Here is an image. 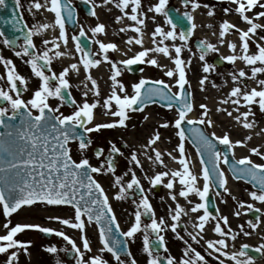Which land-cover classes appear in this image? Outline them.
Masks as SVG:
<instances>
[{
	"label": "snow or ice",
	"instance_id": "6c2138e0",
	"mask_svg": "<svg viewBox=\"0 0 264 264\" xmlns=\"http://www.w3.org/2000/svg\"><path fill=\"white\" fill-rule=\"evenodd\" d=\"M85 3H92V0H84ZM104 4L115 3V6L121 11L123 16H117L116 21L120 22L124 16H127L134 23L128 25L125 28H121L120 31H127L129 28L136 33L140 34L138 37H130L127 40L128 44L135 43L140 45L142 50L134 55L113 62L110 60L107 53L109 50L117 51L118 46L115 43H104L98 39L94 42L99 45V55L103 57V61L108 62L111 66L110 79L112 81L111 95L108 96L104 102L103 107L108 110L105 114H111L118 117V120L111 123L95 124L92 127H88L94 119L93 110L100 103L99 100L89 103L87 100L88 92H84L85 99L81 104H77L75 99L71 96V92L68 91L71 88V84L67 79L69 71H79L76 63L70 64L69 67L64 68L59 74L52 72L51 62L54 58L64 55L60 51H56L53 55H50L52 49L47 45L50 43L48 40H44L43 44L45 48L43 51H37L36 45L33 42V36L40 34L43 30L49 27L58 26L59 36L51 41L53 48L59 49V44L56 40L63 41L67 44L68 37L65 31V22L67 20L74 19L75 9L72 6V0H45L44 4H41L39 0H33V5L37 10L45 8L54 14L53 24H37L29 27L23 19V16L18 13V9L21 7L20 0H14L15 9L11 20L5 19V23H11L15 31L23 33L27 29L26 35L23 36V44L19 45L20 50L15 52L18 57H30L25 61L30 65L33 75L40 80L38 88L32 93V96L27 101L21 97V88L27 90V81L24 76L20 75L15 68L12 60L4 59L0 56V62H3L6 69L7 81L9 84V90L0 88V100L5 101L8 106H0V206H2V214L8 218L13 213H16L22 206H31L36 203L46 205H71L74 208V222L69 219H61L60 217H52V219L59 220L64 225H68L72 228L79 229L83 234L86 221L95 223L99 226V239L103 247L99 250L104 252L105 250L110 252L113 257L119 262V264H125L124 260H121L120 246H123V251L127 252L129 256L131 253L127 251V241H122L116 237L113 232V226H115V232L119 233L120 237L132 238L138 232L143 230V251L147 253V264H208L205 257L200 252L196 251L191 245H188L184 252V257L179 261L176 258L168 255L161 257L159 249H163L167 252L165 245V238L161 233L166 228L176 233L178 222L181 215H187L183 207L177 203L175 208H169V214L171 216L172 224L167 225L164 218L161 217L159 221L155 217V212L152 209V205L149 202L147 195H144V188L141 186L140 180L136 177L135 173H132L131 180L125 185L121 184L122 178L116 176L115 184L121 185L120 191L117 194V199H123L127 190H131L134 187L140 194L139 203L136 205L137 211L135 212V220L127 231H120L119 224L116 221V217L112 212V208L109 205L108 196L101 184L97 182L92 173H100L104 170V163H101L100 167H93L88 158L83 153L89 148L92 141L85 134L93 131H98L101 128H113L116 126H126L125 121L128 119V111H139L147 103L155 102L154 98L158 97L160 100L168 101L166 107L169 109H176L177 116L174 120L173 126L177 129L176 135L179 137V143L174 149L178 151L177 156H173L172 153L167 155L174 161H177L180 165L178 169H168L166 171L156 172L152 177L145 178L149 180L152 187L163 185L169 189L170 198L175 201L176 194L174 187L176 182L181 185L179 196L184 197L186 200L190 193H194L199 197L200 202L196 203L190 211L197 212L203 210V214L198 217L199 223L194 227L203 231L205 223L210 219L215 221L213 231L217 233L220 239L207 240V248L212 253H219V255L228 257L235 264H254V257L249 255L246 251L250 246L243 244L238 252L229 254L225 249L227 248V238L231 235V239H236V234L232 233L231 228H222L221 221L224 226L228 225L227 217H219L213 215L209 211V191L210 187H216L223 189L224 192H228L226 187L227 179L225 173L220 168V164H228L232 171L234 178L236 179H250L253 182V187L257 188V191H252L249 195L257 201L264 202V163H254L249 156H244L239 160L235 159L233 149L236 146H244V140H230L228 133L223 136H217L215 132L206 133L200 127H191L187 131L192 134L193 142L196 145L197 154L201 157V172L200 175L203 179V186H197L198 177L190 168V160L185 155V140L186 130L182 127L184 122L189 125H207L212 126V120L208 118L207 106L201 104L199 107L203 110L198 119H188L189 113L193 111V103L190 99L191 93L185 94V85L188 84L186 79V62L181 58V53L185 47H187L188 38L192 35L193 30L196 28V24L193 22L194 17L189 12H184L180 18H174L170 15V11L167 8L169 0H158L157 3L149 6L148 12L161 14L165 17V23L170 28L165 29L159 24L156 25L152 32V43L155 45L153 48H143V33L142 26L145 24L146 14L142 10L141 0H103ZM185 7L191 5L192 9L200 7L198 0H182ZM231 3L235 4L234 9L225 8L224 12L227 14L230 11H235L240 19L245 22L249 27L241 29L237 25L232 24L228 20H224L220 24L219 37L220 43H224L223 37L229 30H235L239 34V40L241 41L240 48L241 53L237 55L236 44L228 42V48L232 50L233 54L228 56H221L219 59L226 60L231 63H235L237 59L245 62L246 65L251 66V76L240 69L238 73H230L234 82V86L228 93L230 102L235 105L234 111L238 113L233 119L240 123L243 119L242 126L247 129L255 127V121H249L248 117L254 115L252 113V106L258 105L261 112H264V79L256 80L258 73H264V44L257 43V51L253 54H249V40L251 35H255L257 29L264 28V25L255 22L256 19L264 17V11L256 13L255 17L247 15L253 8L259 6L264 9V3L260 0H231ZM6 0H0V8L6 7ZM208 7V5H203ZM131 8L130 13L125 9ZM93 9L90 10L92 16L96 15ZM31 11V8H29ZM208 15H214V12L210 10ZM189 22L187 31L177 32V25L181 24L184 19ZM155 20V16L152 17ZM211 27V25H209ZM90 31L93 37L96 34L104 33L105 25L98 23L95 27H92ZM251 34V35H250ZM86 35L84 28H80L79 36H72V40L75 41V51L81 53L80 63L86 72L92 67L99 66L102 62L101 59L95 58L97 53H92L89 50V45L84 44L80 37ZM161 39L158 41L156 37ZM0 37H3V43L5 46H12L17 44L20 37L13 36L9 38L5 33L0 30ZM179 39L184 42L181 45H177L175 41ZM165 40H171L173 43L171 49L174 50L173 56L170 47L164 44ZM261 41H264V36L260 37ZM200 56L199 59L203 61L202 70L204 73H208L215 69L213 64H209L205 57L208 52H218L216 45L201 41L199 45ZM31 50V51H30ZM190 51V49H189ZM161 53L174 64V68H168L164 75L167 77H176L175 86L178 87V91L172 92V86L165 83L164 80L149 81L143 77L139 79L137 83L132 85V94H128L124 84L117 79L121 75L122 69L117 64L122 65L129 71L132 70L133 65L146 63L148 65L156 67H165L159 64V61L155 58H147L149 53ZM126 55V54H125ZM147 58V59H146ZM42 62V63H41ZM190 62V61H189ZM259 64L260 66H257ZM49 74H46V71ZM143 71V69H140ZM3 78V77H0ZM242 78L256 80L259 88L253 87L249 89L246 84H243ZM87 79L91 81L92 91L94 95L99 96V87L95 79L89 74ZM208 79L204 76L200 80V84L203 87L205 81ZM55 82V83H53ZM153 85L151 87H145L146 85ZM243 85V86H242ZM215 87L216 85L213 84ZM118 89V91H117ZM10 92L15 93L13 97ZM122 94V95H121ZM57 98L61 103L53 107L48 101L49 98ZM229 99H225L222 103H229ZM115 102L116 111H110L112 102ZM241 101L243 105L247 106L248 110L240 112ZM70 103L73 107L71 114L65 115L60 112V107ZM217 111H225L228 116H232V112H227L225 109H217ZM147 119V117H145ZM172 122H165L161 127H168ZM82 130V131H80ZM264 131V129H261ZM259 134V133H258ZM160 138L159 132L149 139L148 145L150 147L156 143ZM251 137H246L245 140H250ZM72 141H76L78 144V150L81 153L79 160H74L71 155V148L69 147ZM218 142V143H217ZM111 143V142H110ZM219 145H223L227 148L226 152H222ZM153 156H148V159L153 164H158L167 169V165L163 159L164 153L152 149ZM102 149L96 150V156L99 157L102 153ZM250 152L259 156L264 160V153L260 151L258 147H252ZM111 153H120V149L111 145L110 155L107 160V170L115 172L114 159ZM228 153H232V162L230 163ZM122 155V153H120ZM147 155V153H145ZM207 155L208 159L205 160L204 156ZM130 163L135 162L137 166H140V161L135 151L132 152L130 157ZM209 164L211 167H209ZM127 175V173H125ZM170 177L167 183H164V178ZM81 189H85L81 192ZM219 195V193H217ZM235 199V197H233ZM136 204V201H133ZM188 203H192L190 200ZM238 207H246L248 210H253L252 204L245 205V202H238ZM217 209V213H218ZM255 211H260L255 209ZM240 215L239 211L235 213ZM142 215L149 216L150 223L143 224ZM258 220V218H257ZM11 220L8 219L4 224L6 233L0 235V253H6L9 249H23L27 252V248L30 246V241H21L17 239V234L23 232L25 229H35L45 234L54 233L57 236L63 237L71 245V252L75 253V264H107L106 260L100 255L91 256L87 259L84 258L80 247H78L69 236L64 232L56 231L49 227H42L38 224H21L17 223L11 227ZM250 226L255 229L257 224L249 221ZM243 231V229H241ZM149 231L155 235L154 240L149 239ZM186 231V229H185ZM192 240L196 241V235L188 233ZM244 235H250L248 232H244ZM179 239L183 237L179 236ZM82 244L85 251L90 252L91 247L86 236L82 235ZM202 238V237H201ZM198 242V241H197ZM187 244V241H185ZM47 252L55 253L57 248L55 246H49L45 249ZM256 252L264 255V243L260 244L254 249ZM17 258V251H12L8 257V264ZM219 260V256L216 257ZM57 264H60L57 261ZM131 264H136L135 259L131 260ZM220 264H224L223 260H220Z\"/></svg>",
	"mask_w": 264,
	"mask_h": 264
},
{
	"label": "rangeland",
	"instance_id": "374dc122",
	"mask_svg": "<svg viewBox=\"0 0 264 264\" xmlns=\"http://www.w3.org/2000/svg\"><path fill=\"white\" fill-rule=\"evenodd\" d=\"M72 1L74 2L76 0ZM39 2L44 4L43 0H39ZM157 2L158 0H141L143 12H147L149 6ZM260 2L264 3V0H260ZM198 3L201 6L195 10L192 9L191 5H188L186 8L185 5L181 3V0H169L167 5V7L170 5L175 6L181 12H194L196 28L193 30L192 37L188 39L187 47L183 49L181 58L186 62L185 71L186 79L188 81V84L186 85L189 89V92L191 93L195 119H198L201 112L203 111L199 106L201 104L206 105L208 109V118L213 122L211 127L203 125L207 132L209 134L215 132L217 136H223L225 133H228L230 140L233 142L236 140H244V146H236L233 149L234 155L239 159L244 156H249L254 163H264V160H262L259 156L250 152L252 147H258L260 151L264 153V131H261V129H264V112H261L258 105L254 104L252 106V113L254 115H250L248 120H254L256 122L255 127L251 129L244 128L242 126L243 119L240 123L233 119V117L238 115V113L234 111L236 106L230 102L228 97V93L234 86V82L230 73H238L240 69H243L248 74V76H251V66L246 65L245 62L239 59H237L235 63L222 60V65H215L212 62L215 56L221 57L233 54L232 50L227 46L228 42H233L236 44L237 47L235 52L237 55L242 54L239 34L234 29L229 30L223 37V40H226L227 42L224 41L223 44L220 43L221 38L219 37V31L221 22L228 20L232 24L237 25V27L245 30L249 27V25L243 22L234 10L228 12L227 14L224 12L225 8L234 9L236 7L235 4L231 3V0H198ZM92 4L93 6L95 5L96 15L88 18L82 13L79 14L77 31H80L81 27L84 28L85 33L92 39V51L98 54L99 45L94 41L98 39L105 43L104 33L96 34V36L93 37L90 29L95 27L98 23H102L104 25L107 24V18L101 15V11L105 8H109L108 6L112 5V3L110 2L108 4H104L103 0H92ZM203 5H208V7H204ZM97 10L100 12V15ZM114 10L119 12L118 16L121 15V11L116 6H114ZM210 10L214 12V15H208ZM261 11H264V9L257 6L248 12L247 15L255 17L256 13ZM97 13L99 17L97 16ZM150 13L151 19L146 20L145 24L142 26V33L145 35L146 40H148L147 42H143V48L155 47V45L152 43V32L154 31L157 24L162 26L165 31L169 30L170 28V26L165 23V17L163 15L153 12ZM153 16H155V20L152 19ZM255 22L264 25V17L256 19ZM133 23L134 22H130L129 25H132ZM209 25H211V27H209ZM177 32L179 31L177 30ZM66 35L68 37L67 42H69L70 51L74 61L77 64H82L80 63V57L82 54L75 51V43L72 40V36L74 35L70 34L69 32H66ZM139 35L140 34L134 32V34H127L123 38H111L109 42L115 43L118 46L120 55L119 57H116L114 54L116 51L114 52L109 50L107 55L109 56L110 60L113 62H118L141 51L142 48L140 45H136L135 43H127V40L130 37H138ZM261 36H264V28L257 29L256 34L251 35V39L249 40V54H253L257 51V43L264 44V41L260 40ZM156 39L159 41L161 37L157 36ZM195 39L210 42L216 45L219 50L218 52L210 51L205 57V60L209 64H213L215 66V69L208 73H204L202 70V65L204 62L199 59L200 51L193 46V41ZM172 43L173 42L171 40L164 41V44L170 47V51L174 56V50L171 49ZM175 43L177 45H181L184 42L177 39ZM153 54L154 56L152 57H155L159 61V64L165 67L161 68L142 63L143 71L138 76L131 77L127 75V73H121V75L117 77V79L124 84L128 94L132 93V85L137 83L141 77L151 80H164L165 83L172 86V92L176 90V77L174 76L170 78L164 75L168 68H174V64L161 53L153 52ZM96 56L98 59H101V64L104 65V72L101 73L104 74L103 77H101L100 80H96L99 87V96L94 95L93 91L91 90V81L87 79L89 74L93 79H96L93 67L90 68L88 72H84L83 68V72L79 76L70 74L67 76V79L71 84V90L74 92L78 104H81L85 99L83 93L86 91L88 92L87 100L89 103H92L96 100H99L100 102L93 110L94 119L91 122L90 127L94 126L95 124L111 123L118 120V117L112 116L111 114L106 115L105 112L108 110L103 107L104 100L111 95L112 91V81L110 79V76L112 75L111 66L108 62L103 61V57L101 55L98 54ZM117 65L122 67V65ZM257 66L260 65L257 64ZM63 69V67H59L58 63L55 62V70L57 74H59V72ZM204 76H207L208 79L205 81L202 87L200 80ZM260 79H264V73L257 74L256 80ZM84 80H86L85 84L83 83ZM242 80L243 84H246L249 89L253 87L259 88L256 80L247 78H242ZM213 84L216 86L214 87ZM225 99H229V103H222V101ZM218 108L225 109L227 112H232V116H228L225 111H217ZM247 110V106H244L243 101H241L240 112ZM110 111H116V105L114 101L112 102ZM127 116L128 119L125 121L126 126L101 128V130H99L95 135L96 138L99 139V142L103 144V150L106 151L110 150L112 144H115L116 147H119L120 144H124V150L122 151L123 154L120 156L115 172L110 173L104 167L102 172L95 173L100 177L103 175V171H105L106 174L103 175L102 178L100 177L99 181H101L103 188L107 192L109 202L113 208L117 206L120 201L125 203V199L120 200L116 198L121 187V185L115 184L116 176H120L122 178L121 184L126 186V184L131 180L132 173L134 172L136 177L140 180L141 186L146 190V192H150V196L157 197L153 193V187L150 185L149 180L145 178V175H147V177H152L156 172L166 171V168L158 164H153L152 161L148 159V156L154 157V152L152 150L153 148L164 153V155L166 152H178L174 151L179 143V137L176 135L177 129L173 126L174 120L177 116L173 110H161L155 106H149L141 112L134 113L132 111H128ZM145 117H147V119H145ZM165 122L172 123H170L168 127H161V125ZM156 132H159L160 134L159 140L156 141L154 145L146 148L145 146L148 145L149 139ZM249 136L251 139L245 140V138ZM133 151L136 152L142 167L137 166L135 162H129ZM90 152L91 151L86 150L83 155L88 158L90 164L93 167H100V161L94 158ZM185 152H194L186 140ZM145 153H147V155ZM71 154L75 160L80 159L81 153L78 150V146L73 147ZM164 158L165 157L163 156V159ZM125 173H127V175H125ZM167 180V177L164 178V183H167ZM227 188L229 189L228 192H223V194L217 197L218 207L220 213L224 215V217L226 216L227 219L233 224L232 228L237 232V239L239 240L241 227H244V223L246 222L244 216L245 212L249 211L246 207H238V202L243 201L245 202V205L252 204L254 206L253 208L260 209L262 212L261 218L254 222L257 224L255 229L250 226L249 220H247L246 232L250 233V235L246 236V241L248 244L254 246H259L260 244L264 243V202L254 200L249 195V193L255 190L244 183L232 182L227 186ZM233 197H235V199H233ZM198 202L199 200H196V203ZM125 209L128 217L133 216V208L125 205ZM237 211L240 213L238 216L235 214ZM199 212L203 213L202 210H199ZM52 217L69 219L74 222V213L67 207L45 204L24 206L16 213H13L10 217L6 218L2 214V207L0 206V235H4L6 233L4 224L8 219H10L11 224L9 227L17 223L38 224L42 227H49L56 231L64 232L73 241H75L78 247L81 248L82 235L86 236L89 233L87 228L84 229L82 234L79 229L64 225L59 220L52 219ZM16 238L21 241L31 242L30 246L27 248V252H25L23 249H9L6 253H0V264H8V257L12 251H17V258L12 262V264H57V261H59L60 264H69L64 259L65 248L61 247L58 243H55L52 239H39L38 230L25 229L23 232L17 234ZM49 246H55L57 248V252H47L45 249Z\"/></svg>",
	"mask_w": 264,
	"mask_h": 264
},
{
	"label": "flooded vegetation",
	"instance_id": "af4514ba",
	"mask_svg": "<svg viewBox=\"0 0 264 264\" xmlns=\"http://www.w3.org/2000/svg\"><path fill=\"white\" fill-rule=\"evenodd\" d=\"M4 9H5V7L0 8V22L2 24H3V19H5L4 17H6V12H7V10H4ZM27 9H28L27 7H24V8L22 7V9H21V13H22L23 18L25 19L26 24L29 27H32L33 25H37L35 18H32L33 16L29 15L30 12H29V9L28 10ZM39 38H40V34L34 35L33 36V42L39 40ZM21 44H23V37H20L17 44H15L14 48H11L9 46H5L3 43V37H0V56H2L4 59L12 60L13 64L15 65L16 71L17 70L20 71L21 68H23V65H27L29 71H31L30 65L25 63V61L27 59H30V57H18L15 55V52L20 50L19 45H21ZM36 50L37 51L38 50L43 51V48L36 46ZM0 64L3 67V76H6V69H5L3 62H0ZM31 73H32V71H31ZM46 74L50 75L51 73L46 72ZM31 76L35 80L40 82L39 78L35 77L33 75V73ZM53 83H55V82H53ZM2 86H3L2 89L7 90V86H6L4 81H3ZM4 106H8L7 103ZM169 198H170V196L164 197V200L169 199ZM177 199L178 198L176 197V200ZM176 200H175V203H176ZM164 204L165 205L161 208L162 212H159L160 216L157 220L159 221V219L161 217H163L165 223L167 225H170L173 223V221L171 220V216L169 214V208L170 207L166 206L167 205L166 203H164ZM193 225H194V222L192 221V215L190 213H187V215H181L180 221L178 222V227H177L176 233H174L170 227L166 228L161 233V235H163L165 238V245L167 247V252H165L163 249H161L160 256L166 257L168 255H171L172 257L176 258L177 261H179V259L182 257L187 258V257H184V252H185V249L187 248V246L191 245L192 248H194L196 251L200 252L201 255H203L205 257V260L208 262V264H220V261L218 259H216L213 254L209 255L210 252H208L205 249L204 244L209 239H204V238L201 239L198 232L193 227ZM185 229H186V231H185ZM177 233H179V236L183 237V239H179L177 237ZM188 233H192L193 235H196L197 240L196 241L192 240L191 237L188 235ZM185 241H187V244H185ZM144 256H145V264H147V260H148L147 253H145ZM198 264H200V262H198Z\"/></svg>",
	"mask_w": 264,
	"mask_h": 264
},
{
	"label": "bare ground",
	"instance_id": "6f19581e",
	"mask_svg": "<svg viewBox=\"0 0 264 264\" xmlns=\"http://www.w3.org/2000/svg\"><path fill=\"white\" fill-rule=\"evenodd\" d=\"M114 6H115V3H112V5L108 6L109 8H105L104 10L101 11V15H103V17L107 18L106 19L107 20V24H105V31H104V41H105V43H108L111 38H113V39L114 38H121V37L123 38L125 35H127V34L131 35V33L134 34V32H135V31L131 30L130 28L127 31H124V32L120 31L121 28H125L126 26H128L130 24V22H133V21H131L127 16H124L123 19L120 22H117L116 21V17L118 16L119 12H116L114 10ZM125 11L130 13L131 8L129 7L127 9H125ZM97 12L100 15V12L98 10H97ZM98 13H97V16H98ZM144 13L146 14L145 21L148 20V19H151V13L150 12L147 11V12H144ZM47 15H48L47 18L49 17V19H50V13H47ZM191 15L194 17V12L193 11L191 12ZM120 16H123V14L121 13ZM50 21L51 20L44 21L43 24H51ZM194 23H195V20H194ZM109 24H111V25H109ZM43 31H44V34L50 39V41H53L54 38L58 37L57 36L56 26L49 27L48 29H45ZM147 41L148 40H146L145 35H143V42H147ZM224 41H226V40H224ZM56 43L59 44V49L53 48L54 53L56 51H60L62 53H65L64 55H61V56L58 57V60L60 61V63L63 64L65 67H69L70 64L76 63L74 61V58L72 57L69 43L67 42V44L65 45L64 42L60 41V40H56ZM51 45H52V43H51ZM52 47H53V45H52ZM114 54L116 55V57H119V55H120L118 50ZM152 56H154V54L150 53L148 57L150 58ZM78 68H79L78 72L72 71V70H70L69 72L72 75H74V76H79L83 72V70H82V68L79 65H78ZM93 71H94V73L96 75V79L95 80H100L101 77H103V75H104V74H101V73L104 72V65L100 63L99 66H96V67L93 68ZM83 83L85 84L86 80H84ZM193 118L194 117H193L192 114H190L188 116V119H193ZM236 158L238 159V157H236Z\"/></svg>",
	"mask_w": 264,
	"mask_h": 264
},
{
	"label": "water",
	"instance_id": "95a60500",
	"mask_svg": "<svg viewBox=\"0 0 264 264\" xmlns=\"http://www.w3.org/2000/svg\"><path fill=\"white\" fill-rule=\"evenodd\" d=\"M169 11H170V15H172L174 18H180L181 16H179L173 9H169ZM177 27H179L180 28V30H183V31H187V29H188V27H189V22H188V20L185 18L184 20H183V22L181 23V24H178L177 25ZM84 44H86V43H84ZM195 45L197 46V47H199V45H200V43L198 42V41H196L195 42ZM154 100H156V99H154ZM160 103H164L163 102V100H159V99H157ZM166 105V104H165ZM200 127V126H198V125H189V124H184L183 125V128L186 130V132H185V134L187 135V137H188V139H189V141L193 144V146L196 148V145H195V143L193 142V139H192V134L190 133V132H188L187 130L189 129V128H191V127ZM201 128V127H200ZM3 129H0V131H2ZM227 150L223 147V152H226ZM232 161L230 160V163H231ZM229 166V165H228ZM209 167H211V166H209ZM230 168V167H229ZM231 171V170H230ZM232 172V171H231ZM244 180H246V181H248V182H250L252 185H253V182H251L250 181V179H244ZM85 191V189H81V192H84ZM113 232L115 233V235H116V237L117 238H119V236H118V234L115 232V229L113 228Z\"/></svg>",
	"mask_w": 264,
	"mask_h": 264
}]
</instances>
